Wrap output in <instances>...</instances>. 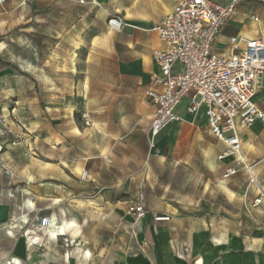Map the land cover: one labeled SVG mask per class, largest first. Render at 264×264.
<instances>
[{"label":"rangeland","instance_id":"1","mask_svg":"<svg viewBox=\"0 0 264 264\" xmlns=\"http://www.w3.org/2000/svg\"><path fill=\"white\" fill-rule=\"evenodd\" d=\"M16 3L0 5V109L11 130L0 170L2 165L11 169L12 178L4 179L8 194L19 205L30 201L32 212L22 233L21 224L9 222L7 234L13 235L9 228L15 226L14 237L28 246L26 233L38 234L37 218L47 214L58 225L66 222L68 236H75L71 260L79 248L89 251L88 260L94 262L132 256L149 243L151 228L127 214L128 203L139 193L146 210L154 213L205 211L204 204H219L249 214L238 222L242 233L264 230V172L262 186L250 182L245 171L226 176L227 165L217 160L223 146L205 126L174 146L151 139L154 111L142 90L131 95L113 85L103 71L106 60L87 39L80 43L72 37L69 45L67 38L49 35L46 17L33 22L31 13L23 20L15 12L6 15ZM246 4L263 18L264 0L240 6ZM228 187L245 207L224 203L222 193L231 196Z\"/></svg>","mask_w":264,"mask_h":264},{"label":"crops","instance_id":"2","mask_svg":"<svg viewBox=\"0 0 264 264\" xmlns=\"http://www.w3.org/2000/svg\"><path fill=\"white\" fill-rule=\"evenodd\" d=\"M95 1L94 5H79L73 0H17L15 7H8L5 14L15 12L23 20L26 13H31L30 20L33 22L46 17L49 35L62 37L64 40L67 38L69 45L72 37L80 43L87 39L89 44L95 46L97 52L102 53L101 58L106 60V68H103V71L112 80V84L126 89L127 94L131 95L141 89L143 97L152 105L145 96L149 77L158 73L152 52L164 51L166 46L150 29L170 14L180 0ZM212 1L226 4L230 0ZM248 1L251 0L245 2ZM73 9L77 14H72ZM257 10L249 5H239L235 18L220 29L214 50L218 53L224 52L229 40L238 35L264 40V16H256ZM251 16L258 18V22L251 21ZM110 17H118L124 23L120 33L107 29L106 22ZM97 59L100 60V56ZM254 102L264 113V88L257 89ZM181 104L176 108L181 120L168 125L156 139L165 140L169 146H174L178 141L188 140L191 134L204 131V126L212 137L203 114L200 112L195 116H188L184 110L186 100H182ZM263 129L264 124L257 122L252 128L240 132V158L245 164L254 166L253 173L260 186L263 181L261 184L259 181L261 182L264 172V147H261L264 141ZM217 143L223 146L224 151L225 146ZM234 159L226 158L220 162L227 165L226 169L232 167L236 173L244 172L241 166L235 165ZM4 179L0 170V264H264V230H256L250 236L242 233L238 222L249 219L248 213L243 212L241 208L239 212H232L219 204L211 203L204 204L205 211L196 208L192 212H178L171 208L159 214L146 210L148 214L141 222L151 224L147 231L149 243L140 246V251L134 255L115 260H88L89 251L80 248L76 252L77 259L71 260L72 247L78 243L75 236H68V226H65L63 234L58 236L51 232L56 228L42 229L38 233L42 234V243H38L34 237L37 233L28 231L32 235L29 238L32 244L28 242L27 246L22 239L17 241L16 236L14 237L18 232L15 226L9 228L11 233H14L11 236L7 234L6 228L9 222L21 224L19 234L23 232L27 227L25 220L28 221L32 212L30 201H22L19 205L16 198L8 194ZM226 190L231 194L227 196L222 193V200L226 205H247L241 198L236 197V191L229 187ZM10 205L14 206L12 212ZM196 205L198 206L197 203ZM152 215L167 217L168 221L155 223L151 220ZM56 224L58 225L57 222ZM232 225L236 226L234 230L227 229ZM62 238L63 245L60 243ZM39 248L44 250L36 256L34 251ZM28 252L30 263L25 261Z\"/></svg>","mask_w":264,"mask_h":264},{"label":"built area","instance_id":"3","mask_svg":"<svg viewBox=\"0 0 264 264\" xmlns=\"http://www.w3.org/2000/svg\"><path fill=\"white\" fill-rule=\"evenodd\" d=\"M79 5L95 4V0H73ZM247 0H230L226 4L212 0H180L172 12L151 27L166 50H154L152 57L158 73L149 77L146 98L154 107L148 135L155 139L171 123L181 118L176 108L186 100L185 113L195 116L202 113L209 134L225 146L218 161L235 158V165L256 182L253 165L241 160L240 132L255 123L264 124V113L254 102L260 87L264 88V40L235 36L229 40L224 52L214 50L220 29L237 15L238 6ZM5 0H0L3 5ZM251 21L258 18L251 16ZM264 22V20H263ZM107 29L120 33L124 23L110 17ZM11 133L0 109V153L5 139ZM15 146L16 143H12ZM1 172L7 179L13 173L6 165ZM236 173L228 168L226 176ZM86 172L81 175L86 180ZM127 214L137 223L147 216L145 196L136 195L127 205ZM41 230L48 225L47 217H38ZM153 222L168 221L166 217L151 216ZM10 264V262L4 263Z\"/></svg>","mask_w":264,"mask_h":264},{"label":"bare ground","instance_id":"4","mask_svg":"<svg viewBox=\"0 0 264 264\" xmlns=\"http://www.w3.org/2000/svg\"><path fill=\"white\" fill-rule=\"evenodd\" d=\"M63 219H65V218H63ZM25 222H27V220H25ZM62 222V221H61ZM65 226H69L66 222H62L60 225H57L56 224V221H55V219H49V221H48V225L46 226V227H44L43 229H48V228H50V227H52V228H56L55 230H52L51 232H54L57 236L59 235V234H63L62 233V230L64 229V227ZM42 230H40V232H41ZM50 234H52V233H50ZM55 235V236H56ZM26 236L28 237V238H30V232H27L26 233ZM34 237H36L37 238V240H38V243H42L41 242V238H42V234H36ZM56 239V238H55ZM29 244H32V242L31 241H29Z\"/></svg>","mask_w":264,"mask_h":264}]
</instances>
